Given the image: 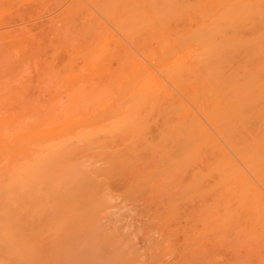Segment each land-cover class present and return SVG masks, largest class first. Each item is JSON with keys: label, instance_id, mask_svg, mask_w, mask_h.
Here are the masks:
<instances>
[{"label": "bare ground", "instance_id": "6f19581e", "mask_svg": "<svg viewBox=\"0 0 264 264\" xmlns=\"http://www.w3.org/2000/svg\"><path fill=\"white\" fill-rule=\"evenodd\" d=\"M73 5L65 11L80 19L62 49L80 63L67 59L66 90L52 76L63 97L26 102V88L18 104L24 92L0 82V94L10 88L18 100L0 99V264H163L174 247L167 264H218L238 245H264V125L255 127L264 120V0ZM108 41L117 69L86 81ZM121 207L135 223L146 218L134 229L144 227L147 256L134 248L136 231L118 227Z\"/></svg>", "mask_w": 264, "mask_h": 264}, {"label": "rangeland", "instance_id": "374dc122", "mask_svg": "<svg viewBox=\"0 0 264 264\" xmlns=\"http://www.w3.org/2000/svg\"><path fill=\"white\" fill-rule=\"evenodd\" d=\"M72 2L75 3L76 0H74V1L73 0H59V1L58 0H1L0 1V22H2L1 23L2 26H0V33H1L0 34V41L3 40V43L4 42H8V43H5L6 45H4L3 43L0 42V56L2 57L1 58L2 60L0 59V61H1L0 62V68H2V69H0V71H1L0 72V82L1 81H4L3 83H5V84L7 82V84L5 86H4L3 83H0V84H3V86H4L3 87L1 85L3 87L2 89L6 88V86L7 87L9 86L10 88H12L11 89L12 91H11L10 95H14V91H15V90H13V87H12L11 84H13L14 86H16L18 88L17 91L19 93L22 92V91L24 92L23 94L20 93L21 95L18 93L21 96V100L19 99V101H18L14 96L13 97L12 96H10V97L8 96L9 95V92H10V90H9L10 88H8V89H5V91L3 92L4 94H2V93L0 94V95H2V97L0 96V99L1 98L2 99L5 98V100H6V99H8V98H6L8 96L9 98H12L13 100L15 99L16 101H18V104H19L20 101H21V103L22 102H25L26 101L25 99H27L26 97L30 98V99H27L26 102H28L29 100L30 101H34L35 100L36 102L39 101V103H42L43 101H44L43 103H46V102H48L50 100L57 99L58 96H59L58 99L61 98V97H63V93L65 92V90L68 88V85H69V82L67 81L68 79L67 78H64V77H66L65 76L66 71L69 70V68H67L65 66L66 61H67V59H69L68 60L69 66L68 65L67 66L70 67V68L72 66H74V67L77 66L78 67L77 64L80 63V62H77V64H76V61H78V60L75 61V59L72 56L73 55L72 54V51H73L72 50V47H70L69 53H68V51L66 49L65 50H64V48L62 49V47H65V45H66V48H69V45H71V43L70 44L69 43H66L65 40H63V39H66V37H65L66 35L64 36V34H66V32H68L66 30L67 29L69 30V28L72 27L71 24L73 25L75 23L73 26L78 25V22H77L78 20H77L76 17H78V19H80L78 15H76V17L74 16L76 14V13L74 14V10H72L73 13L72 12H70V13L73 14V16L75 17V20H74V17L73 16L68 15V14H70L68 12L71 11L70 8L75 5V4L73 5ZM67 7H70V8H67ZM65 8H67V10ZM65 10L68 11V12H66ZM61 13L62 14L63 13H65V14L68 13L67 15H68L69 18H66V15L64 16V18H61L62 17L61 16L62 15ZM70 16H71V18H70ZM60 19H63V21L61 20L62 23H60V24L57 25V23L60 21ZM64 19H66V20L67 19L68 20L71 19L70 20L71 23L68 20H67V22H66V20L64 21ZM102 21L106 24L105 20H102ZM64 22H66L65 23L66 26L63 27V28L59 27V25L60 26L63 25ZM68 22H69V26H67L68 25ZM53 23H56V24H53ZM57 27H58L59 30H62V31H59L60 34H59L58 31H55L56 32L55 33L56 35H55L52 30H56ZM2 32H3V35L5 34L4 36L2 35ZM114 32H115L116 36H119L118 39L120 41H122L123 43L128 44V42L126 41L125 38H123L118 32H116V31H114ZM7 35L10 36V37L7 38ZM60 35H61V37H60ZM21 36H23V37H21ZM59 37H60V40L62 41V43L60 45L58 44L59 46L57 47V41L54 43V40L56 38L59 39ZM120 37H121V39H120ZM18 38H19V40H18ZM21 38L24 40V44H22L23 41H21L19 43V41L21 40ZM70 38H68L66 40H70ZM51 43H53V44L51 45ZM110 43L111 42L108 41V44H110ZM21 44L23 45L22 47H20ZM67 44H69V45L67 46ZM108 44H106V46L104 45L106 47V49L104 48V46H101V50L103 48L105 49V50L103 49L101 51V53L103 51H105V52H103L101 54V57H102V55H103V57L105 56V58L108 55H109V57H107V59L100 57L101 58L100 60H102V61L99 60L100 61V63H99L100 66L98 65V68L96 70L97 72L94 71L92 75L89 74L87 76L88 78L86 77V79H87L86 81L89 80L91 82V80H92V82L95 81V82L98 83V81L101 79V81L103 80L102 83H104V79L106 78L108 80V77L111 75V73L117 69V60L115 59L116 63H115L114 60H112L113 59V55L111 54V52L115 48V54H116V53L119 52V48L118 47H115L114 44H112V43H111V45H108ZM7 45L9 47H4V46H7ZM107 46H108V48H107ZM18 47L20 48V50H19ZM56 47L59 49V52H58V49ZM111 47H113V48L109 50V48H111ZM5 48H7V50ZM56 49H57V52H56ZM9 50H10V52H9ZM14 50H15V53H14ZM5 51H7V53ZM53 51H54V53L52 54ZM60 51H62V52H60ZM66 51H67V56L65 55L66 54L65 53ZM239 51H240V53H239ZM2 54H4V55L2 56ZM232 54H233V56H232ZM34 55H36V56H34ZM37 55H38V57H37ZM54 55H56L55 58H54ZM111 55H112V57H110ZM239 55L242 56V50H240V49L238 50L236 48L232 50V52H231V56L232 57L230 58V65L233 64L234 68H239L241 66L240 65L241 62H243L242 58H240L241 56H239ZM4 56H5V58H4ZM9 56H10V58H13V59L11 61L9 59V63H7L5 61L7 60L6 58H9ZM31 56H33V57H31ZM34 57H37L36 59H38L40 62L38 60H36L37 61V64H36ZM237 58H238V60H237ZM62 62H64V65L62 64V66L59 67L60 66L59 63H62ZM103 62H104V64H103ZM233 62H235V63H233ZM4 63L6 64V66H4L5 65ZM236 63H237V66H235ZM238 63H239V65H238ZM46 64L48 65V67H46ZM70 64L72 66H70ZM7 65H9V66L7 67ZM102 65H103V67H102ZM18 66H19V68H17ZM21 66H22V68H21ZM56 66H57V68H56ZM43 69H44V71H43ZM52 69H53V71H51ZM100 69H103V70L101 71ZM53 72H55L56 74L53 73ZM42 73H43V75H42ZM18 74H20V75H18ZM25 74H27V75H25ZM59 74L60 75L63 74L62 75L63 77L61 76L63 79H60L59 78L60 77ZM103 74H105V76ZM53 75H55L54 78L57 77L56 79H57L58 83H59V80L64 81V79L67 82V86L66 87L65 86L63 87L62 86L63 83L60 82L61 83V86H62L61 88H64L65 89V90L64 89L61 90L62 93L59 92V88H60V85L59 84L60 83L58 85L56 84L57 82H55V79L54 78H53L54 80L52 79V76ZM99 75H100V79L97 77ZM40 76L41 77L43 76L42 77L43 79H46V78L49 77V79H47L48 82H47V80H43ZM45 76H46V78H45ZM95 77L98 78L97 79L98 81L96 80ZM50 79H52V80H50ZM39 80L41 82L44 81V84H39ZM105 82H107V81L105 80ZM25 83H26V85H25V87H23L24 86L23 84H25ZM27 83L29 85H31L32 87L29 86V85H27ZM46 83L48 85H49V83H50V85H52V87L51 86H48V87H50V90H47V84ZM53 83H54L55 86L53 85ZM64 84L66 85V83H64ZM44 85H45L46 88L42 87ZM56 86H58V88L56 89L57 92L54 90L55 92L50 93V94H55V95H52V96L50 95L51 96V98H50L48 91H53V88L55 89ZM19 88H22V89H24V88L26 89L27 88V89H29L28 95L25 94V92L28 91L27 89L26 90L25 89L24 90H22V89L20 90ZM42 88H44V89H42ZM43 90H46V91L43 92ZM5 92H8V93H5ZM16 92H15V94H16ZM57 93L58 94H61V95H58ZM5 94L6 95L8 94V95L3 98V95L5 96ZM18 98H20V97H18ZM12 99H10L8 101L10 102V104L13 105ZM15 104H16V102L14 103V105ZM11 107L12 106H9L8 108L10 109ZM15 108H16V105H15ZM259 120H261L260 121L261 124H260V122H257L256 124H259V125L256 126V124H255V127L256 128L257 127L259 128L260 125H264V120L263 119H259ZM261 129L264 130V126H262ZM235 130H237V129H235ZM153 132H155L154 129H153ZM238 132L236 133V137H238V134H240V135H242L243 138L244 137L245 138H248L247 134H242L243 131H241V132L238 131ZM262 132L264 133V131H262ZM245 138H244L243 144L244 143L246 144V141L245 140H247V139H245ZM221 143H223V142H221ZM223 147H224V144H223ZM227 151L230 154V150H228V148H227ZM231 155H232V152H231ZM232 156H233V158L234 157L237 158L234 154ZM235 161H238V159H236ZM113 185H115V186H113L114 190H117V187H118L117 192L118 191L120 192V189H122L121 188L122 186L119 185V184H113ZM187 206L188 205L183 206L184 207L183 209L184 210L188 209V211H189V208H191V207L188 206L189 207L188 208ZM115 212L117 213V215H116L117 221L120 219V220H122V222L120 224H122V223L124 224V225L123 224L122 225L118 224V227L119 226L122 227L121 231L124 230L123 231L124 234L127 233V231H128L127 228H129L130 230H132V229L135 230L136 231V234H137L136 235L137 237L134 238V248L136 250H138V251L140 250L141 251V254L144 253L143 255H146L145 252L146 251H149V250L147 248L148 247L147 246V243L145 241H143L145 239V236H144V227H141V230L140 229L139 230L134 229V228H136L135 226H137V225L138 226H141L142 225V220H146V218L141 219L140 217H138V219H141V221L139 223L136 222L137 223L136 224L135 223V220L133 221L132 218L129 216V213L127 212V208L121 207L120 210L116 209ZM135 213H136L135 211L134 212L132 211L130 213V215L133 216V215H135ZM106 220L107 219L102 220L103 221V224L105 223L104 226H107V228H110V223L108 221V224H107V221ZM128 221H132V223H134V224L131 225L132 227H130V224H128L129 227L127 225L126 228H125L124 226L126 225V223H128ZM179 222H181V221H179ZM179 222H177V223L180 226ZM181 224L182 225L184 224L183 220H182ZM147 225H149V223H146L145 226H147ZM173 229H175V227ZM157 235L158 234H156L155 238H157L159 236V235L158 236ZM157 239H159V238H157ZM238 246L239 247H237L236 250L234 248L235 251L233 253H232V251L231 252L228 251L226 253H223L222 254V257H221L222 260L221 261L218 260L219 263L218 262L217 263L218 264H264V245H261V246H259V245L258 246H256V245H252V246L251 245H249V246L248 245H246V246L245 245H242V246L241 245H238ZM173 247L174 246H172L170 248H173ZM174 248L173 249H170L171 252H169L168 250L164 252L165 253L164 259H166L165 260L166 263L164 262L165 264H167L168 261H170V263H174L175 258H176L175 252L177 253V251L174 250ZM154 252H156V251L154 250L152 253H154ZM148 259L149 258L147 257V260ZM142 261L145 262V260H142ZM150 261H151V257L149 259V262ZM208 262L209 261H200L199 263L198 262H196V263L197 264H209ZM210 262L212 264H215L216 261H210ZM190 263L193 264L195 262H190Z\"/></svg>", "mask_w": 264, "mask_h": 264}]
</instances>
